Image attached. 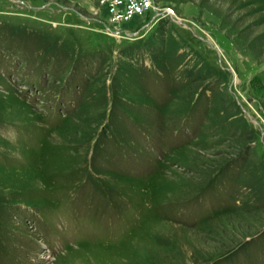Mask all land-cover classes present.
Listing matches in <instances>:
<instances>
[{"label": "rangeland", "instance_id": "obj_1", "mask_svg": "<svg viewBox=\"0 0 264 264\" xmlns=\"http://www.w3.org/2000/svg\"><path fill=\"white\" fill-rule=\"evenodd\" d=\"M152 3L0 0V264H264V0Z\"/></svg>", "mask_w": 264, "mask_h": 264}, {"label": "built area", "instance_id": "obj_2", "mask_svg": "<svg viewBox=\"0 0 264 264\" xmlns=\"http://www.w3.org/2000/svg\"><path fill=\"white\" fill-rule=\"evenodd\" d=\"M109 9L112 13V21L116 24L129 21L136 15L153 11L155 8L152 0H110ZM163 13L167 18L176 17L171 9H166Z\"/></svg>", "mask_w": 264, "mask_h": 264}]
</instances>
